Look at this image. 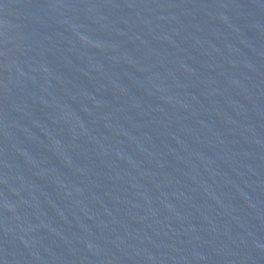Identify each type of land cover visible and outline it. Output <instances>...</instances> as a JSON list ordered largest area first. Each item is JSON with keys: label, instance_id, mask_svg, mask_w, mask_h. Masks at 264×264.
<instances>
[{"label": "water", "instance_id": "water-1", "mask_svg": "<svg viewBox=\"0 0 264 264\" xmlns=\"http://www.w3.org/2000/svg\"><path fill=\"white\" fill-rule=\"evenodd\" d=\"M0 264H264V0H0Z\"/></svg>", "mask_w": 264, "mask_h": 264}]
</instances>
